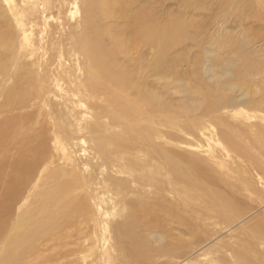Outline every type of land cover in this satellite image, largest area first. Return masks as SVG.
<instances>
[{"label":"bare ground","instance_id":"6f19581e","mask_svg":"<svg viewBox=\"0 0 264 264\" xmlns=\"http://www.w3.org/2000/svg\"><path fill=\"white\" fill-rule=\"evenodd\" d=\"M100 1V7L106 3L108 6L107 11H100L101 26L90 27L93 9L85 6L81 25L73 29V32L82 29L77 46L64 28L65 17H70L67 3L59 4L54 19L62 22L60 34L51 40L53 53H46L45 61L34 60L38 54L35 47L27 46L26 26L19 28L21 35L26 34L19 37L22 39L19 59L10 56L12 64L4 74L6 80L0 77L3 89L0 95L4 99L0 103L1 154L4 157L12 149L15 153L22 149L24 153L20 152L18 159L27 164L20 169L26 170V177L20 180L22 184L9 186L10 202L0 205V219L13 216L15 204L35 178L44 180L55 157L50 152V142L58 144L57 153L64 159L73 160L71 168L59 155V160H54L62 163L55 166L59 170L49 175L52 201L57 205L37 210L33 216L37 220L35 227L17 241L13 262L36 264L40 257L34 254L39 247L48 246L45 240L38 239L40 232L50 231L47 234L50 240L67 238L66 247H72L73 234L81 236L84 230H91L95 234L100 232L98 261L102 264H110L112 259L115 264H157L160 257L177 258L187 264L189 255L223 232L230 234L217 245L212 243L216 246L202 255H212V261L200 264H264V210H261L264 191L259 195L258 190L261 180L264 185V0L236 1V39L219 49L221 52L233 49L236 53L233 68L226 63L229 69H223L228 78H219L211 69L206 70L208 80L189 89L194 94L189 95L193 96L191 105H185L188 100L184 99L172 104V111L162 100L160 89L170 90L160 83L161 77L171 73L173 67L186 64L189 53L201 49L209 35L201 32L204 33L201 39V33L197 32L186 39L190 43H182L184 25L171 27L173 30L180 26L173 34L166 29L157 30L153 12L142 7L143 0ZM125 4L137 11L117 16ZM106 22L113 26H107ZM64 30L66 38L62 36ZM174 49L180 52L172 56ZM49 55L54 59L49 60ZM5 57L8 56L4 53L0 55V76ZM19 60L22 65L26 63V70H21ZM35 77L37 86L31 84ZM229 108L239 125L235 126L237 132L233 137L223 130L212 132L211 122L221 124ZM31 109L34 114L28 112ZM173 112L180 121L198 126L199 138L205 144L202 150L209 155L208 159L180 152L173 153L172 159L169 152L165 154L155 144L154 140L162 133L159 127L165 121L158 124L159 115L164 114L167 120ZM37 114L42 119L41 128L34 131L32 139L38 144L25 150L29 140L18 139L15 132L33 126ZM7 143L11 147L5 151ZM81 144L87 146L86 150H80ZM137 149L145 155L140 156ZM76 157L82 158L78 162L85 163L87 169H92L88 174L75 175L67 186L57 188L62 170L67 172V178L72 175L70 169L73 173L79 171ZM16 167L13 175L19 176ZM217 167L226 171L219 174ZM255 171L260 180H255ZM231 173L238 174L242 185L256 196H250L252 205L237 201L235 195L223 190L222 183L234 186L227 181ZM122 174L128 176L126 180L115 177ZM103 182L117 191L120 205H124L117 220L108 224H105L108 214L103 211L102 198L95 188ZM75 183H83L86 194L82 191L65 206L59 205L72 197ZM131 184L137 189L148 188L150 193L133 191ZM132 192L137 196L126 204V196ZM53 208L58 212L42 216ZM259 210L262 212L250 218ZM210 222L214 223L212 227L220 228L210 231ZM176 229L185 234L176 233ZM101 232L106 235L104 241ZM49 264L56 263L51 260Z\"/></svg>","mask_w":264,"mask_h":264},{"label":"rangeland","instance_id":"374dc122","mask_svg":"<svg viewBox=\"0 0 264 264\" xmlns=\"http://www.w3.org/2000/svg\"><path fill=\"white\" fill-rule=\"evenodd\" d=\"M236 1L237 0H229L227 3H225V0H143L142 7H149V9L152 10L153 12V15L156 19L155 22H156L157 30L166 29L168 32L173 34V31L175 32L179 31L178 28L180 26H177V28L174 27L173 30L171 27L177 24L179 25L183 24L186 32L182 43H190L191 41L186 39L189 37H193L195 34H197V32L198 33L205 32L210 36V37L207 36L208 42H206L201 49H193L189 53V55L187 56L188 60L186 64H182V65L179 64L176 66V68L178 66H182L177 68L178 72H175L177 71V69L173 67L171 69L172 70L171 73L161 77L160 83L168 86L169 87L168 90H170V92H168L166 89H164V87L160 89L162 100L167 104V106L168 105L170 106V107L168 106L169 111H172L171 109H173L171 108L173 107L172 104L175 103L177 104L181 100L184 101V99H186V101L188 100L187 102L184 103L185 105L187 106H189V104L191 105L193 96H189V95H194V94H191L189 89L191 87H196L201 83H203L204 81L208 80L207 79L208 77L206 76V70L211 69L212 72H215L219 78H223V79L228 78L227 76H224L225 74H223V69L225 67L229 69V66L227 67L228 64H231V68H233V63L235 65L236 53H234L233 49H228L227 51L223 50V52H221L219 49L224 48L223 45L225 44L229 45L234 43L233 40L236 39V34H237L236 23H235ZM63 2L67 3L70 12V17L69 16L65 17L64 28H66L67 31H69V33H71V35L74 37L72 44L77 46V42H79L82 29L81 27H79V29H75L74 32L73 29L77 28L78 25H81V22L83 20L84 7L88 5L93 9L89 17L91 21L90 27L98 28L101 26L100 22L102 23L101 19L103 18L100 11L108 10L107 3L100 7L101 5L100 0H65V1L64 0H0V55L4 53L5 55L8 56L5 57V61H3L1 64V66L3 67V68L1 67L3 71L1 72V76H0L2 80H6L4 74L6 75V70L10 68L8 67V65L12 64V60L10 56H16L19 59V49L21 47V42H22V39H19V37H22L27 34L29 39L27 46L32 45L37 50L38 57L34 59L36 62L45 61L46 53L48 52H50V54L53 53V51L52 52L50 51V48L54 49V46L51 44L52 43L51 40L58 37V35L60 34V28L62 24V22L59 23L54 18L58 16L57 10L59 4ZM136 11H137L136 8H131L128 4H125L121 9H119V11H117V16H122L124 14L131 15ZM106 25L113 26V24L109 22H106ZM21 27L23 28L25 27L26 34L25 33H23L22 35L20 34L19 28ZM63 32L65 34H63ZM63 32H62V36L66 38L68 34H66L65 30ZM203 34L204 33H201L200 35L201 39H203L202 38ZM17 40H19V42ZM174 52L179 53L180 50L174 49L172 56H175ZM49 56H50L49 60L54 59L53 56L52 57L51 55ZM19 64L21 70L27 69L26 63L22 65V62L19 60ZM36 81H38V79L35 77L32 80L31 84L33 86H37L38 83H35ZM33 82L35 84H33ZM47 85L48 82L45 80L44 86ZM7 86L3 88L6 89ZM9 89L10 87L8 88V90ZM2 90L3 89H0V92H3ZM3 100L4 99L2 95H0V103H2ZM226 111L225 113L227 114L221 118L222 120L221 124L224 123L225 126L215 122L214 123L211 122V126H214L212 132L218 131L219 133L223 130L224 132H226L227 134L233 137L234 135L233 133L236 131L235 126L239 127V125L237 121H235L236 120L235 117L231 115L233 112L232 109L229 108V110ZM28 112L34 114V110L32 109L28 110ZM20 113H26V112H20ZM37 113L40 114V111ZM174 113L175 112H173V116L172 114H169L170 118H167V120L164 114L159 115L160 118L159 117L158 118L160 119V121L158 122V124L163 123L164 120L165 121L163 124H161L162 127H159L162 133L159 136L160 138L158 137L154 140L155 142L158 143L155 144L159 146V149H161L162 151H166L165 154L169 152V155L172 159H173V153H179V152H180L179 154H191L201 158L208 159L207 157L209 155L206 154L204 150H202V147L205 144L202 143L199 138V133H198L199 131L197 130L198 126H195L196 124L192 125L189 122L184 123L183 121H180V119L177 118L178 114L176 113L174 114ZM37 116L39 115L37 114ZM2 118H4V116H2ZM40 120L42 119H40L39 116L33 122L34 124L33 126H29V127L27 126L20 130L17 129L18 131L15 132V134H18V139L25 137L27 138L26 140H29V144L28 146H25V150L26 149L28 150L29 148L32 149L37 147L38 143L34 142L32 137L35 133L34 131L39 129V127L41 128ZM243 143L246 144L245 142ZM250 144L253 145L252 143ZM9 145L10 144L8 143L5 144L3 150L5 149L6 151L8 148H10L11 146ZM81 145L83 147L80 146V150H82V148L86 150L87 146L83 144ZM48 146L50 152L54 154L55 157L52 158L51 163L48 165V167L49 166L50 167L48 171H46L45 173L44 180L41 181L39 180V178H35L33 182L30 183V187L26 189L27 191L24 192V194L15 204L13 216L11 218L3 217L2 219H0V227L3 231V236L0 237V264H15L13 262L14 259L13 254L16 249V243L20 239V237L28 235L29 232L32 230V228L35 227L37 220H34L33 216L35 215L37 210L43 209L40 207H43L45 205L47 208H49L52 205H57L55 201H52L53 188H51L52 186L50 185V181H49L50 178L49 175L59 170L60 168V167H55L56 165H60V163L54 160H59L58 157L59 155L61 157V160L66 162L68 168H71L70 164L73 160L67 161V159H64L61 154L57 153L59 147L55 141L50 142ZM167 148L168 150H165ZM12 150L6 153L5 154L6 156L4 157L1 154V150H0V193H1L0 205L2 206L7 205L10 202L9 193L11 192V190L9 186L12 184L14 185L22 184L20 182L21 178L26 177V170L20 171V169L27 166V164L25 162H20L18 159L19 154L24 153L23 150L20 149L19 152L16 151L17 153L12 152ZM135 151L138 152L140 156L145 155L144 151H142L141 149H137ZM129 153H133V151L129 150ZM82 154L84 155V153ZM75 159H77L75 166L79 171H77V173H73L70 169L69 172L72 175L71 177L67 178V172L66 171L64 172L62 170L60 173V181L57 185V188L67 186L69 182L75 179V175H78L79 173L88 174V170L92 169L90 167L87 169L85 163L78 162V160L82 158L76 157ZM60 166H62V163ZM15 167L18 168V171L21 173V175L19 176L13 175ZM217 170L220 171L219 174H222V172L224 173L226 171V169L218 168V167ZM254 173H255L254 174L255 180H260L258 179L259 177L256 171ZM115 177L121 180H126L128 176L122 174V175H117ZM260 177L263 178L262 175ZM4 179H6V181ZM227 181L228 183L233 184L234 186H229L224 183L220 184L222 187H224L223 190L225 191V193L227 192L229 194L235 195L237 201L239 200V202L241 203H248L249 205H252L251 203L252 198L256 196H254L252 192L248 191L245 188V186L242 185V183L240 182L241 177L238 174L231 173L230 179H227ZM261 182L263 181L261 180L258 183L259 195L260 193L262 194V192L264 191V185L263 183L260 184ZM95 186H96L95 188L97 195H99V197L102 198L101 201L102 209L106 214H108V219L106 220L105 224L110 223V221L114 219L117 220V214L121 210L122 206H124L123 204L120 205L121 196L118 195L117 191L113 189H109L108 184L104 182L102 184ZM131 186L134 187L133 191H143L145 193H150V189L148 188L137 189L134 184H131ZM57 188L55 189V192H57ZM75 188L76 190L72 195V197L70 199H66L62 201L59 205L65 206L67 203L71 202L72 199L76 198L82 191L84 192V194H86L85 190H83L86 188L83 186V183H75ZM168 188H171V186L168 185ZM136 196L137 195L133 192L131 194H127L126 204L133 202ZM250 196L252 198H250ZM4 201H6V203ZM261 210L263 211L264 208H262ZM261 210H259V212L256 211L257 213H253V215H251L250 218L259 214ZM57 212L58 210L55 208L49 209L48 212H46L42 216L45 217L48 216L50 213H57ZM214 220L215 219H213L212 221L216 223L217 220L216 221ZM213 222H210L208 224V227L210 226L209 230L211 229L210 231H213L214 228L217 230L220 228L219 225H217V227H212L214 224ZM62 224L64 225V223ZM2 225L5 230H3ZM49 232L50 231H43L40 232L38 235V239L45 240L44 244L45 245L48 244V246L43 247V249L39 247V251H37L34 254L35 257H40L39 260L35 261L36 264H49L51 260H54L56 264H102L101 261H98V256L101 255V250L99 249V243H98V240L100 239L99 231L97 232V234H95L94 231L84 230L83 235L81 236L80 234L77 235L73 234L72 238L74 239V243L72 247H66V241L68 240L67 238L50 240L47 236ZM177 232L178 233L183 232V234H185L183 230L176 229V233ZM53 233L56 234V232ZM228 234L230 233L223 232L220 237L216 239H212V241L204 245L205 247L202 246L203 247V248L201 247L202 249L198 248L194 254L189 255V257L186 259V263L195 264L196 262L195 260L199 262L196 264H200L202 262L208 263L210 260L212 261L213 258L212 255L211 256L210 255L202 256V255L206 253L208 250L210 251L211 249H213V247H215L221 241V239H225V237H227ZM100 235H102L104 241V237L106 236L105 233L101 232ZM212 243L213 244L215 243L216 245L213 246ZM113 253L114 251H111V254ZM160 258L156 260L157 264H163V263L185 264L183 262L184 260L181 262L177 258L171 259L165 257L162 258L163 260ZM165 259L166 261H164ZM110 264H115L113 262V259Z\"/></svg>","mask_w":264,"mask_h":264}]
</instances>
